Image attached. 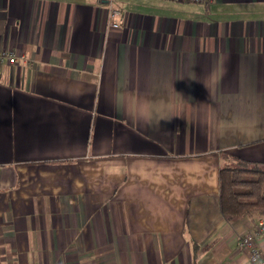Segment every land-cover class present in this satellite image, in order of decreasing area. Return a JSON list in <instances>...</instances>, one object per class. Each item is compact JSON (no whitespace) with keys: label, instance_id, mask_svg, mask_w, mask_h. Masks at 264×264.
Here are the masks:
<instances>
[{"label":"crops","instance_id":"crops-1","mask_svg":"<svg viewBox=\"0 0 264 264\" xmlns=\"http://www.w3.org/2000/svg\"><path fill=\"white\" fill-rule=\"evenodd\" d=\"M0 51V264H251L217 176L264 163V0H0Z\"/></svg>","mask_w":264,"mask_h":264},{"label":"trees","instance_id":"trees-1","mask_svg":"<svg viewBox=\"0 0 264 264\" xmlns=\"http://www.w3.org/2000/svg\"><path fill=\"white\" fill-rule=\"evenodd\" d=\"M218 171L221 216L229 221L242 216L264 219V163L236 157L221 163Z\"/></svg>","mask_w":264,"mask_h":264},{"label":"built area","instance_id":"built-area-1","mask_svg":"<svg viewBox=\"0 0 264 264\" xmlns=\"http://www.w3.org/2000/svg\"><path fill=\"white\" fill-rule=\"evenodd\" d=\"M199 1L203 3H207L210 0H194ZM107 13L111 17L109 20V25L116 27L118 26V20L117 17L121 15L120 9L118 8H112L109 7L107 9ZM23 59L25 58L23 55H20L19 57L15 56L12 53L9 52H1L0 51V61L1 62H15L16 59ZM264 230V220L259 219L255 225H253V228L249 230L248 233L242 234L240 237H238V245L242 248H245L247 251V257H249V261L251 264H264V257L261 255L260 248L258 247V244L256 243L255 237H257L262 231Z\"/></svg>","mask_w":264,"mask_h":264}]
</instances>
